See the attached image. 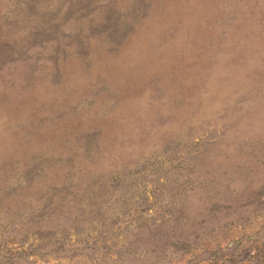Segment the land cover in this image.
<instances>
[{"label": "rangeland", "instance_id": "374dc122", "mask_svg": "<svg viewBox=\"0 0 264 264\" xmlns=\"http://www.w3.org/2000/svg\"><path fill=\"white\" fill-rule=\"evenodd\" d=\"M0 264H264V0H0Z\"/></svg>", "mask_w": 264, "mask_h": 264}]
</instances>
